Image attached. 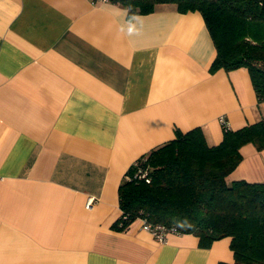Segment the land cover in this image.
Instances as JSON below:
<instances>
[{
	"label": "crops",
	"instance_id": "1",
	"mask_svg": "<svg viewBox=\"0 0 264 264\" xmlns=\"http://www.w3.org/2000/svg\"><path fill=\"white\" fill-rule=\"evenodd\" d=\"M91 0H0V264H232L229 239L155 241L125 231V173L175 131L209 146L264 120L246 68L209 71L216 50L202 16L172 4L133 20ZM227 183L264 182V150L241 148ZM92 203L87 205L89 201Z\"/></svg>",
	"mask_w": 264,
	"mask_h": 264
},
{
	"label": "trees",
	"instance_id": "2",
	"mask_svg": "<svg viewBox=\"0 0 264 264\" xmlns=\"http://www.w3.org/2000/svg\"><path fill=\"white\" fill-rule=\"evenodd\" d=\"M139 15L172 4L179 13H199L209 30L216 57L209 71L246 68L264 102V0H107ZM264 150V120L223 131L209 146L200 128L175 131V139L150 151L125 173L118 189L121 216L113 229L125 231L136 220L163 225L170 233L192 234L199 247L229 239L232 264H264V182L227 177L242 161L241 148ZM138 169L146 179L135 178ZM187 220L193 228H175ZM225 264V263H221Z\"/></svg>",
	"mask_w": 264,
	"mask_h": 264
},
{
	"label": "built area",
	"instance_id": "3",
	"mask_svg": "<svg viewBox=\"0 0 264 264\" xmlns=\"http://www.w3.org/2000/svg\"><path fill=\"white\" fill-rule=\"evenodd\" d=\"M91 1L92 2H96V1L107 2V0H91ZM219 123L223 131L230 130V125L224 116L219 118ZM146 176H147V171L143 169H138V171L135 174V178H138V179H146ZM91 203H92L91 200L87 203L88 207ZM141 223H142V229L149 231L151 235L153 236V238L155 239V241L159 243H163L165 240L166 234L170 233L169 230L163 225H151L149 223H146L144 220H141Z\"/></svg>",
	"mask_w": 264,
	"mask_h": 264
},
{
	"label": "clouds",
	"instance_id": "4",
	"mask_svg": "<svg viewBox=\"0 0 264 264\" xmlns=\"http://www.w3.org/2000/svg\"><path fill=\"white\" fill-rule=\"evenodd\" d=\"M134 5L130 2L128 6L123 9L125 16L127 17L126 25H121L119 31L128 37L136 36L140 34V29L132 23L133 20H141V16L138 12L132 11ZM194 225L189 221H178L175 223V228L185 230L189 228H193Z\"/></svg>",
	"mask_w": 264,
	"mask_h": 264
}]
</instances>
